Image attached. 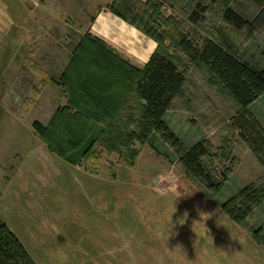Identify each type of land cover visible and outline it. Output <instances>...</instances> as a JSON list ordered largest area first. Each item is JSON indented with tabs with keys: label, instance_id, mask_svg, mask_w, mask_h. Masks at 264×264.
<instances>
[{
	"label": "rangeland",
	"instance_id": "1",
	"mask_svg": "<svg viewBox=\"0 0 264 264\" xmlns=\"http://www.w3.org/2000/svg\"><path fill=\"white\" fill-rule=\"evenodd\" d=\"M134 3L130 17L137 24L182 43L176 49L166 42L187 82L165 123L187 148L207 140L209 170L218 181L227 173L228 181L211 199L157 132L136 143L134 163L122 157L125 151L91 148L95 133L67 160L52 154L32 128L37 119L47 122L60 92L50 81L36 84L42 77L34 68L28 78L23 63L36 36L23 33L22 16L29 13L25 25L35 29V8L26 0H0V217L37 264H264V203L243 223L222 208L264 169L232 127L236 103L192 55L215 39L264 69V0ZM197 3L209 10L194 25L188 15ZM227 4L247 19L244 30L222 20ZM250 111L264 126V94ZM226 141L229 161L220 151Z\"/></svg>",
	"mask_w": 264,
	"mask_h": 264
},
{
	"label": "trees",
	"instance_id": "2",
	"mask_svg": "<svg viewBox=\"0 0 264 264\" xmlns=\"http://www.w3.org/2000/svg\"><path fill=\"white\" fill-rule=\"evenodd\" d=\"M135 0H116L111 11L124 19L158 43V49L150 62L143 69H135L124 63L129 69L127 80L123 82V105L129 110L123 117H88L85 109L77 108L73 100L57 110L47 125L36 122L35 133L45 143L48 150L59 158L67 160L74 152L82 149L92 134L94 121L104 126L95 142L110 152L127 155L129 162L134 163L138 157L134 151L136 143L145 144L154 132L161 133L164 139L171 141L179 157L181 166L190 180L203 186L205 193L214 199L228 181L227 173L222 181L211 173L206 160L212 157V146L207 140L193 147H186L165 123L166 114L174 107L187 82V74L179 59L166 46L171 40L174 48L182 43L171 37H159L151 29L137 24L130 17L135 10ZM188 15L192 24L204 20L209 8L197 3ZM222 20L237 31L246 28L247 19L229 4L222 11ZM88 43L106 46L88 38ZM177 43V46L175 45ZM195 61L212 75L218 84L234 100L238 110L232 118V127L239 132L241 140L264 169V126L250 111V106L264 94V69H255L242 59L235 51L227 48L215 39H205L198 51L192 52ZM69 95L70 81H57ZM87 83L80 81L85 88ZM124 110V108H123ZM227 141L220 148L224 160L232 159V153L225 151ZM88 156V151L84 158ZM208 194V193H207ZM264 203V175L237 196L223 204L222 208L229 218L236 223H243ZM0 264H37L18 237L10 230L0 217Z\"/></svg>",
	"mask_w": 264,
	"mask_h": 264
},
{
	"label": "crops",
	"instance_id": "3",
	"mask_svg": "<svg viewBox=\"0 0 264 264\" xmlns=\"http://www.w3.org/2000/svg\"><path fill=\"white\" fill-rule=\"evenodd\" d=\"M115 1L26 0L35 8L36 27L30 30L25 25L30 19V14L25 13L22 31L26 37L34 34L36 40L35 45L28 42L24 48V53H28L23 61L25 70L28 78L31 68L38 70L42 78L36 84L50 81L60 92L53 97L55 104L47 122L37 119L35 123L47 125L57 110L67 106L70 100L77 108L85 109L88 117H123L130 112L123 105L122 81H129L130 73L124 63L143 69L157 51L158 43L114 14L111 6ZM88 38L106 46L90 44ZM57 81H70L69 95ZM80 81L87 83L84 89ZM103 131L101 123H92V134Z\"/></svg>",
	"mask_w": 264,
	"mask_h": 264
}]
</instances>
